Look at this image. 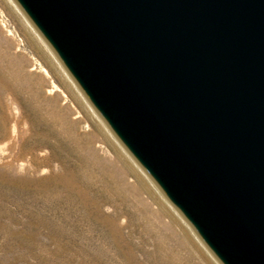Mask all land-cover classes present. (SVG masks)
<instances>
[{
  "label": "water",
  "instance_id": "obj_1",
  "mask_svg": "<svg viewBox=\"0 0 264 264\" xmlns=\"http://www.w3.org/2000/svg\"><path fill=\"white\" fill-rule=\"evenodd\" d=\"M218 264H264V0H12Z\"/></svg>",
  "mask_w": 264,
  "mask_h": 264
},
{
  "label": "rangeland",
  "instance_id": "obj_2",
  "mask_svg": "<svg viewBox=\"0 0 264 264\" xmlns=\"http://www.w3.org/2000/svg\"><path fill=\"white\" fill-rule=\"evenodd\" d=\"M47 47L0 0V264H213Z\"/></svg>",
  "mask_w": 264,
  "mask_h": 264
},
{
  "label": "bare ground",
  "instance_id": "obj_3",
  "mask_svg": "<svg viewBox=\"0 0 264 264\" xmlns=\"http://www.w3.org/2000/svg\"><path fill=\"white\" fill-rule=\"evenodd\" d=\"M10 6L13 8V10H15L23 19V21L26 23V25L28 26L29 30L33 33V35L39 40L40 43H42V45L44 46V49L48 52L49 49L47 47V45L44 43V41L42 39H40V37L38 36L36 30L29 24V22L23 17V15H21L20 11H18V8L16 7V5L12 2V0H6ZM52 56V60L53 62L56 64V66L58 67L59 71L61 72V74L63 75V77L68 80L69 84L72 86V88L75 90V92L80 96L81 100L84 101V103L86 104V101L84 99V97H82L79 93V91L77 90L75 84L70 80L68 74H66V72L64 71L63 67L61 66V64L59 63L58 59L55 57L54 54L51 53ZM45 71V70H44ZM90 109V108H89ZM91 113L93 114V116L96 118V121L99 123V125H101V128L105 131V133H107L108 137L110 138L112 144L117 148V150L121 153L122 156H124L126 159H128V161L131 163V165L133 166L134 170L137 172V174L142 177L146 183H148V185H150L152 191H154V193L162 199V202L164 201L165 204H167V202L165 200H163V198H165L163 196V194L161 193L160 190H158V188L156 187V184L154 181L150 180L151 177H149V175L139 166L136 165L135 160L131 157V155L127 152V150L121 145V143L116 139V137H114L110 131V129L104 125L103 120H101L99 118L98 115L95 114V112L91 111ZM107 127V128H106ZM131 157H129L128 156ZM154 182V183H153ZM163 202V203H164ZM175 212V210H173ZM176 213V212H175ZM174 213V214H175ZM177 214V213H176ZM175 214V215H176ZM176 217L178 218V220L180 221V223H182V225H184V227H186V222L184 221V219H182V217L179 216V214L176 215ZM185 222V223H184ZM190 227V226H188ZM187 233H189V235L192 237V239L195 241L196 244L199 243V239L197 237V235L194 233V231L191 228H188ZM198 246H200V244H198ZM207 253V252H206ZM209 261H211L213 264H217L216 260L211 256V254H209Z\"/></svg>",
  "mask_w": 264,
  "mask_h": 264
}]
</instances>
